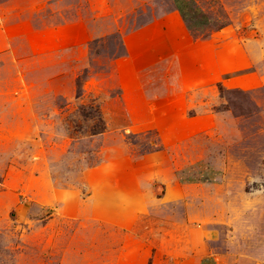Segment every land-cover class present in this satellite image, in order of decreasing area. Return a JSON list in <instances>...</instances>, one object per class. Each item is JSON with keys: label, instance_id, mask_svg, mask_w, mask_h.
I'll list each match as a JSON object with an SVG mask.
<instances>
[{"label": "rangeland", "instance_id": "rangeland-1", "mask_svg": "<svg viewBox=\"0 0 264 264\" xmlns=\"http://www.w3.org/2000/svg\"><path fill=\"white\" fill-rule=\"evenodd\" d=\"M194 1L0 0V264H264V0Z\"/></svg>", "mask_w": 264, "mask_h": 264}, {"label": "trees", "instance_id": "trees-1", "mask_svg": "<svg viewBox=\"0 0 264 264\" xmlns=\"http://www.w3.org/2000/svg\"><path fill=\"white\" fill-rule=\"evenodd\" d=\"M176 10L179 13L181 19L186 23L188 29H196L200 26L206 25V21L208 20L205 15L202 17L196 16V14L200 13V9H198L195 5L194 0H174ZM194 20V22H193ZM196 20V21H195ZM203 20V22H202ZM224 25H221L222 27Z\"/></svg>", "mask_w": 264, "mask_h": 264}, {"label": "crops", "instance_id": "crops-1", "mask_svg": "<svg viewBox=\"0 0 264 264\" xmlns=\"http://www.w3.org/2000/svg\"><path fill=\"white\" fill-rule=\"evenodd\" d=\"M173 12H174V14H176V15H179V13H178V11L176 10V7L174 8V10H173ZM176 12V13H175ZM155 21H157V20H153L152 21V23H150V25L147 27L148 29L150 28V30H156L157 29V26L159 25V24H161V22H164V21H157V25L154 27V29L152 28V26H154L153 25V23L155 22ZM160 22V23H159ZM143 31H145V29H143ZM143 37V36H142ZM130 49V48H129ZM143 49V48H142ZM130 52H131V49H130ZM143 52H145V51H143V50H141L140 51V54H142Z\"/></svg>", "mask_w": 264, "mask_h": 264}, {"label": "bare ground", "instance_id": "bare-ground-1", "mask_svg": "<svg viewBox=\"0 0 264 264\" xmlns=\"http://www.w3.org/2000/svg\"><path fill=\"white\" fill-rule=\"evenodd\" d=\"M176 13V12H175ZM207 49V48H206ZM204 50V49H203ZM205 53V52H204ZM195 55V54H194ZM199 55H200V53H199ZM204 56H206V55H204ZM203 57V56H202ZM208 57V56H207ZM205 58V57H204ZM209 58V57H208ZM203 62V61H202ZM24 96V95H23Z\"/></svg>", "mask_w": 264, "mask_h": 264}]
</instances>
